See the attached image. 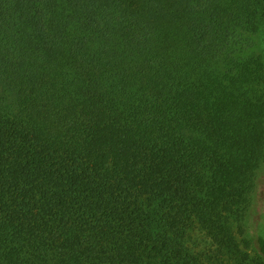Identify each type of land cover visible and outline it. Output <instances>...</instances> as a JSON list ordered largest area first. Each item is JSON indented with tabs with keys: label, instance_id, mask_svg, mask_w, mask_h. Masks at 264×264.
I'll use <instances>...</instances> for the list:
<instances>
[{
	"label": "trees",
	"instance_id": "1",
	"mask_svg": "<svg viewBox=\"0 0 264 264\" xmlns=\"http://www.w3.org/2000/svg\"><path fill=\"white\" fill-rule=\"evenodd\" d=\"M259 33L264 0H0V264H249Z\"/></svg>",
	"mask_w": 264,
	"mask_h": 264
},
{
	"label": "rangeland",
	"instance_id": "2",
	"mask_svg": "<svg viewBox=\"0 0 264 264\" xmlns=\"http://www.w3.org/2000/svg\"><path fill=\"white\" fill-rule=\"evenodd\" d=\"M254 50L264 56V33L251 36ZM243 231L235 222L232 228L236 237L246 253L253 259L249 264H264V254L258 243L260 238L264 239V164L258 173L257 185L252 195L251 205L242 221ZM246 244H248L246 246ZM191 252L216 256V246L208 234L201 228H195L189 240ZM217 263V260L212 264Z\"/></svg>",
	"mask_w": 264,
	"mask_h": 264
}]
</instances>
